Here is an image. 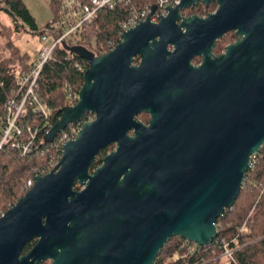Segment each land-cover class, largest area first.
<instances>
[{
    "label": "water",
    "instance_id": "95a60500",
    "mask_svg": "<svg viewBox=\"0 0 264 264\" xmlns=\"http://www.w3.org/2000/svg\"><path fill=\"white\" fill-rule=\"evenodd\" d=\"M212 1L181 0L101 56L68 47L90 66L48 141L94 119L0 219V264H155L171 238L213 244L264 148V0H217L206 17L183 15ZM231 32L237 41L213 57ZM143 112L149 126L136 120Z\"/></svg>",
    "mask_w": 264,
    "mask_h": 264
},
{
    "label": "trees",
    "instance_id": "16d2710c",
    "mask_svg": "<svg viewBox=\"0 0 264 264\" xmlns=\"http://www.w3.org/2000/svg\"><path fill=\"white\" fill-rule=\"evenodd\" d=\"M153 5V0H131L128 6L119 5L114 9L100 10L93 24L83 26L57 48L51 61L45 65L37 89V94L50 109V115L44 117L39 114L37 118L30 112L27 117L35 125V130H38L35 151L21 155L11 145L0 151L1 211L7 213L14 207L30 190L27 187L28 181L49 173L51 166L61 156L58 147L61 135L52 142L48 141V137L61 119L60 111L70 107L73 101L77 102L85 82L84 74L89 69L88 62L70 52L68 47L82 46L96 56L107 54L111 51V44H119L120 24L130 15L131 10ZM50 6L56 15L55 21L41 29L23 0H0V12L10 16L13 25L2 26L0 31V37L10 41L11 55L0 61V105L11 98L13 90L18 87L19 74L30 65L28 56L22 55L19 47L12 44L13 37L23 32L42 36L51 33L50 30L64 34L76 24V21H71L55 27L66 16L65 3L64 0H50ZM217 6V0H213L208 8L200 3L195 8L185 10L183 15L190 16L199 11L205 13ZM228 37L229 34L223 40ZM78 63L86 66L85 71L76 67ZM93 118L92 114H87L83 123ZM83 123L70 125L64 131L71 132L72 128L79 130ZM46 128L50 129L48 135ZM113 146L101 151L90 169L91 173L101 166L100 158H105ZM76 190L81 188L77 186ZM216 225L219 234L211 246L200 249L193 243L174 237L168 241L155 264H264V148L253 158L234 207L227 210ZM36 244V240L27 244L22 255L29 254ZM227 250L232 252V257L226 255Z\"/></svg>",
    "mask_w": 264,
    "mask_h": 264
},
{
    "label": "built area",
    "instance_id": "2783aa9c",
    "mask_svg": "<svg viewBox=\"0 0 264 264\" xmlns=\"http://www.w3.org/2000/svg\"><path fill=\"white\" fill-rule=\"evenodd\" d=\"M153 1V6L157 7L155 12L152 11L153 6L144 7L140 10H131L130 15L122 21L119 31V44L122 42L125 32L136 28L139 24L146 22L148 19L153 23H159L163 18L168 16L170 8H176L181 4V0ZM64 3L66 16L63 18L62 23H57L55 27H60L71 21H76V24L64 34L52 30L50 31L51 33L42 35L41 42L43 46L37 59L30 63V65L19 74L17 89L13 90L11 98L0 105V151L7 145H11V147L19 151L21 155H29L35 151L38 130H35V125H33L27 117L30 112L37 118L40 117L39 114L44 117L50 115V109L37 94L39 79L41 78L45 65L51 61L55 51L58 47L63 45L66 38L72 36L74 32L80 30L83 26L93 24L100 10L114 9L119 5L128 6L131 0H64ZM50 35L55 36L52 42L49 41ZM118 45L111 44L110 50L113 51ZM76 67L82 71L86 69V66L80 63H78ZM77 102L73 101L70 107L75 106ZM46 130L45 132L48 135L50 129L46 128ZM78 134L79 130L76 128H72L71 132H61L58 145L61 150L59 160L62 158L65 144L76 139ZM34 184L35 178L28 181L27 187L31 189ZM5 215L6 213L0 210V219ZM226 252L227 256L232 257L231 251L227 250Z\"/></svg>",
    "mask_w": 264,
    "mask_h": 264
},
{
    "label": "rangeland",
    "instance_id": "374dc122",
    "mask_svg": "<svg viewBox=\"0 0 264 264\" xmlns=\"http://www.w3.org/2000/svg\"><path fill=\"white\" fill-rule=\"evenodd\" d=\"M23 1L30 10L39 28L41 29L46 28L48 24L54 23L56 15L51 9L50 0H23ZM217 8H214L212 11H208L205 13H200L199 11L196 12V14L194 13V15H199L200 17H206L208 14L215 13ZM2 26H9V27L13 26L12 18L8 16L5 12H0V31L2 30ZM41 39H42L41 35H34L30 32H23L19 36L13 37L12 44L19 47L21 54L27 55L29 58L28 62L32 63L37 59L38 54L43 46ZM54 39H55L54 35L49 36L50 42H52ZM236 40L237 38L235 37V35L232 36L230 35L227 39L222 40L220 44L221 49L223 50L225 46L235 43ZM9 42L10 41L4 40L2 37H0V61L11 57V55H9L10 54ZM115 150H116V145L108 150L107 155L114 152ZM59 162L60 160L56 161L53 164L54 166L53 165L51 166V171L56 168Z\"/></svg>",
    "mask_w": 264,
    "mask_h": 264
},
{
    "label": "flooded vegetation",
    "instance_id": "af4514ba",
    "mask_svg": "<svg viewBox=\"0 0 264 264\" xmlns=\"http://www.w3.org/2000/svg\"><path fill=\"white\" fill-rule=\"evenodd\" d=\"M199 5V4H198ZM197 7V6H196ZM190 16H194V14L193 15H190ZM190 16H188V17H190ZM229 34V36L231 35H235V37L237 38V36H236V34L234 33V32H231V33H228ZM227 34V35H228ZM226 36V35H225ZM224 39V38H223ZM223 39H221L220 41H222ZM237 41V40H236ZM219 42V41H218ZM218 42L216 43V45H215V47L213 48V50H212V54H213V57H218V56H220V55H223V54H225V52H226V48L229 46H225V48L222 50L221 49V46L218 44ZM231 45V44H230ZM169 50H172V48H169ZM201 61H202V57H197V58H195L194 60H193V62H192V64L194 65V66H199V64L201 63ZM140 62H141V60H140V58H136L135 59V64L136 65H139L140 64ZM136 120L138 121V122H141V123H143L144 125H146V126H149L150 125V121H151V116L148 114V113H146V112H143V113H141V114H139L138 116H137V118H136ZM37 241V240H36ZM51 262L50 261H47V262H45L44 264H50Z\"/></svg>",
    "mask_w": 264,
    "mask_h": 264
}]
</instances>
